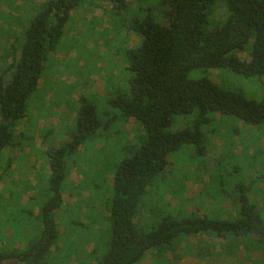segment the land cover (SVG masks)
I'll return each instance as SVG.
<instances>
[{"label": "rangeland", "instance_id": "1", "mask_svg": "<svg viewBox=\"0 0 264 264\" xmlns=\"http://www.w3.org/2000/svg\"><path fill=\"white\" fill-rule=\"evenodd\" d=\"M46 1L0 0L2 67L6 65L1 56L12 44L22 47L30 22ZM156 3L135 0L118 12L110 1L86 0L72 11L56 51L45 62L39 87L27 102L26 117L12 126L13 143L0 156V173L6 170L7 176L0 182V249L5 253L23 252L39 237L40 209L52 196L49 152L71 141L83 98L97 107L104 128L66 160L69 177L63 206L56 213L60 236L49 264H93L107 253L114 177L143 134L142 126L133 121L114 120L118 109L113 103L129 93L134 76L126 52L140 38L129 28ZM190 75L206 76L250 99H264V78H247L226 68ZM179 123L172 128L181 129ZM202 130L206 153L197 154L194 145L172 153L169 167L141 198L135 223L142 233L155 231L164 218L179 220L192 213L232 221L244 193L264 218V124L225 116L213 118ZM216 235L180 236L170 248L147 252L139 264H264V235L228 240Z\"/></svg>", "mask_w": 264, "mask_h": 264}, {"label": "trees", "instance_id": "2", "mask_svg": "<svg viewBox=\"0 0 264 264\" xmlns=\"http://www.w3.org/2000/svg\"><path fill=\"white\" fill-rule=\"evenodd\" d=\"M85 1L47 0L30 22L22 47L12 44L1 56L6 66L0 65V156L13 143L12 126L26 117L27 102L39 87L45 62L56 51L72 11ZM107 1L121 12L135 0ZM144 13L129 28L140 38L126 52L129 70L134 73L130 91L113 103L118 109L114 120L133 121L142 126L143 134L114 177L109 249L93 264H139L150 250L170 248L183 235L209 238L215 233L226 240L238 236L262 239L264 235V218L245 193L232 221L192 213L179 220L164 218L147 234L135 223L141 198L169 167L172 153L192 145L197 154L206 153L202 127L213 118L264 124V99H250L206 76L190 75L197 70L226 68L247 78H264V0H157ZM81 101L71 141L49 152L52 196L40 209V235L23 252L8 254L0 249V264L50 262L60 236L56 213L63 206L64 183L69 177L66 160L104 128L97 107L84 98ZM176 123L181 129L172 128ZM6 177L4 170L0 182Z\"/></svg>", "mask_w": 264, "mask_h": 264}]
</instances>
